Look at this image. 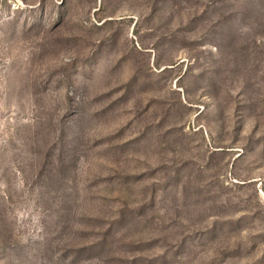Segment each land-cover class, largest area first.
Listing matches in <instances>:
<instances>
[{
	"label": "rangeland",
	"instance_id": "1",
	"mask_svg": "<svg viewBox=\"0 0 264 264\" xmlns=\"http://www.w3.org/2000/svg\"><path fill=\"white\" fill-rule=\"evenodd\" d=\"M0 264H264V0H0Z\"/></svg>",
	"mask_w": 264,
	"mask_h": 264
}]
</instances>
